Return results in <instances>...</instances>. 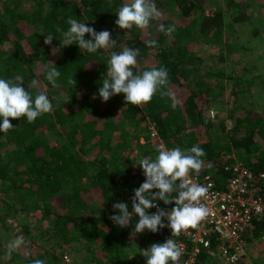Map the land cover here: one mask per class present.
I'll return each instance as SVG.
<instances>
[{
	"label": "trees",
	"instance_id": "obj_1",
	"mask_svg": "<svg viewBox=\"0 0 264 264\" xmlns=\"http://www.w3.org/2000/svg\"><path fill=\"white\" fill-rule=\"evenodd\" d=\"M130 2L54 0L44 12L14 13L8 22L0 21V78L23 76L22 86L33 98L44 92L53 105L52 112L33 123H28L26 117L10 118L13 128L7 133L0 132V205L12 207L5 198L23 202L20 216L32 217L44 240L57 246H66L77 237L89 245L97 244L99 264H146L142 251L168 239L163 229L156 233L147 229L135 233L138 222L135 215L123 227L110 219L117 214L112 207L116 202L127 203L132 212L134 190L145 180L137 164L142 158L155 159L157 155L156 146L147 135L149 123L173 148L203 149L206 155L200 158L203 167L198 175L211 170H216L214 173L218 175L224 163L235 159L253 172H264V103L260 110L253 102L249 107L234 102L237 94H252L255 80L246 81L242 87L238 78L231 85L228 118L232 127L227 131L226 121L216 124L215 113L208 112L217 100L215 97L224 99L226 91L212 93L209 83L196 87L191 80L193 73L197 76L193 46L197 41H223L224 30L230 24L225 19L226 11L209 0H152L161 14L158 19L143 30L135 26L121 30L115 24L116 13ZM227 2L238 4V0ZM244 2L249 5L248 1ZM172 7L177 8L179 19H168L167 9ZM69 17L97 32L108 30L115 44L96 53L80 49L76 44L60 48L62 32L70 27ZM232 18L236 23L246 19L244 14ZM161 24L175 30L165 35L159 31ZM49 34L53 42L45 45L43 41ZM90 38L85 35L86 40ZM150 40L156 41L157 46L149 47ZM6 43L11 47L7 49ZM125 47L140 50L134 74L161 67L168 70V86L158 90L141 107L125 104L122 93L107 102L98 96L111 54ZM54 67L61 73L56 87L46 79L47 71ZM220 75L215 73L214 77ZM69 77L74 78L75 85L68 84ZM210 77V83L220 85L221 81ZM33 79L38 81L36 86L31 85ZM161 91L168 95L162 96ZM122 121L131 123L130 129L120 130L117 124ZM220 135L225 140L219 144L214 138ZM233 154L235 159L228 157ZM177 194L173 191L169 195ZM158 202L165 212L172 208L171 203ZM11 210L14 209L3 208L0 213V226L4 230L10 228L5 222L19 221L14 216L16 210ZM147 211L155 213L152 209ZM19 233L25 236L20 253L26 262H32L37 253L32 247H37V243L28 235L27 225ZM248 233L252 238L264 234V221L255 223ZM209 261L203 254L198 264ZM176 264H181L180 258Z\"/></svg>",
	"mask_w": 264,
	"mask_h": 264
},
{
	"label": "clouds",
	"instance_id": "obj_2",
	"mask_svg": "<svg viewBox=\"0 0 264 264\" xmlns=\"http://www.w3.org/2000/svg\"><path fill=\"white\" fill-rule=\"evenodd\" d=\"M160 15L152 0H131L130 3H125L119 8L115 24L121 30H131L134 26L143 30ZM67 24L70 27L62 32L60 48L76 44L80 49L96 53L115 44L108 30L97 32L93 27L72 17L67 19ZM174 30L171 26L166 29L163 24L159 25V31L165 35ZM57 31L62 30L57 28ZM86 34L91 38L86 40ZM53 39V36L49 34L45 36L43 43L51 45ZM148 46L156 47V41H148ZM139 51L138 48L125 47L121 52L111 54L107 62V75L104 76L102 86L98 89V96L102 102H107L111 97L122 93L125 104L141 107L149 103L158 90L168 86V70L164 67L134 74L133 68L136 66ZM60 75L61 73L54 67L47 71L46 79L53 87H56ZM23 81V76H16L14 79L0 78V132L7 133L13 128L10 118L26 117L28 123H33L38 117L53 110V105L44 92L36 94L33 98L22 86ZM37 84V80L31 81L32 86ZM68 84L75 85L76 81L69 77ZM161 95H168V93L161 91ZM171 107L173 109L176 107L175 100ZM157 151L155 159L145 157L137 164L143 171L145 181L134 190L132 212H129L127 203L116 202L112 207L117 214L112 215L110 219L116 225L123 227L128 223L129 217L135 215L138 217L133 230L135 233H143L145 229L156 233L168 227L171 229V236H178L182 231L196 228L199 222L209 214L208 208L200 203L208 188L189 179L190 172L198 174L201 171L203 162L200 158L206 153L198 146L183 151L179 147L169 150L160 146ZM173 191L178 194L170 197L169 194ZM158 200L166 205L174 202L175 207L165 212L155 204ZM153 207H157V211L148 214L147 210ZM165 217L167 224L162 222ZM22 243L20 238L13 240L9 245V251L19 248ZM181 251L176 241L169 238L163 243L152 244L147 250H143L142 254L146 258V264H169V261L176 264ZM34 264H44V262L36 260Z\"/></svg>",
	"mask_w": 264,
	"mask_h": 264
},
{
	"label": "rangeland",
	"instance_id": "obj_3",
	"mask_svg": "<svg viewBox=\"0 0 264 264\" xmlns=\"http://www.w3.org/2000/svg\"><path fill=\"white\" fill-rule=\"evenodd\" d=\"M244 1H248L249 5L246 6ZM53 2L54 0H0V21L8 22L11 14L14 13L44 12ZM209 2L226 11L225 19L230 24L224 30L225 35L222 42L197 41L195 43L193 51L198 59L194 65L197 76L193 73L191 80L192 82L194 80L193 85L196 87L209 83L212 93L218 94L221 89L226 91V97L223 99L222 96H216L215 99L219 101H213L210 107L215 113L214 118H217L216 124L217 121H226L225 130L227 131L229 129L227 121H230L228 109L232 104L231 96L228 93L234 81L238 78L241 79V86L245 87L246 81L255 80V83L252 84V94H237V100L234 102L242 103L248 107L256 103V107L260 110L261 103H264V87L260 88V84L264 86V0H238L237 5L229 4L227 0H217V3L216 0H209ZM240 14H244L246 19L240 20L239 23L234 22L232 15L239 17ZM167 16L170 20L179 19L177 8L167 9ZM5 47L8 49L11 46L6 43ZM205 72L210 73V75L206 76ZM215 73L221 75L214 77ZM210 76H213L216 81H221L220 85L210 83L209 79L212 78ZM117 126L120 130L130 129L131 123L122 121ZM213 134L214 132H211L212 136ZM224 140V135L214 138V141L219 144ZM234 156L233 154L232 157ZM5 199L13 205L9 208L0 205V213L3 212V208L6 210L14 209L16 210L14 216L18 217L19 221L12 224L5 222L6 226H10L8 230H4L0 226V264H34L36 260L43 261L44 264H53L63 252L69 254L75 264H99V260H96L100 259L97 244L89 245L79 237L61 247L52 241H46L42 232L33 225L32 217L20 216L19 210L23 207V202L13 198ZM23 225H27L28 235L33 236L37 243V247H32L33 251L37 253L34 254L33 261L29 263L20 253V247L9 251V245L13 240L25 239L24 233H19L22 232ZM18 233L19 236L16 235ZM248 242L250 245L249 261L243 264L261 261L264 253V234L256 238L249 236ZM207 264L220 263L210 260Z\"/></svg>",
	"mask_w": 264,
	"mask_h": 264
},
{
	"label": "built area",
	"instance_id": "obj_4",
	"mask_svg": "<svg viewBox=\"0 0 264 264\" xmlns=\"http://www.w3.org/2000/svg\"><path fill=\"white\" fill-rule=\"evenodd\" d=\"M208 112L214 114L211 108ZM227 126L229 129L232 127L231 121H227ZM147 130L157 154L160 146L173 149L151 123ZM220 169L221 175L215 174L216 170L203 175L189 173L190 180L208 188L200 201L208 208V216L196 228L182 231L178 236H171V229L163 228L164 237L175 240L181 248V264H198L203 254L220 264H243L245 259H249L248 232L253 230L255 223L264 221V172H253L236 159L224 163ZM155 204L161 209L158 201ZM171 206L175 207V203ZM151 209L157 211V207ZM162 222L168 223L166 217ZM53 264L75 263L69 254L63 252ZM251 264H264V253L260 262Z\"/></svg>",
	"mask_w": 264,
	"mask_h": 264
}]
</instances>
